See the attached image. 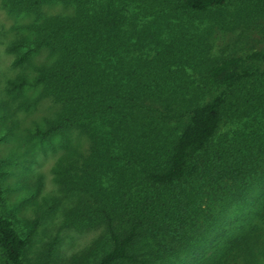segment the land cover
I'll use <instances>...</instances> for the list:
<instances>
[{
    "label": "rangeland",
    "instance_id": "obj_1",
    "mask_svg": "<svg viewBox=\"0 0 264 264\" xmlns=\"http://www.w3.org/2000/svg\"><path fill=\"white\" fill-rule=\"evenodd\" d=\"M78 5L110 17L112 26L105 35L108 53L101 64L124 85L121 95L126 94L129 102L123 104H135L134 121L140 115L139 125L128 124V129L135 128L136 135L141 136L137 148L141 157L139 163L133 162L128 195L135 194L141 171L152 165L147 160L151 158L145 156L157 149L151 141L155 139L160 147L168 148L192 106L219 93L221 87L210 83L212 67L228 57H245L255 50H264V14L255 19L234 14L238 8L236 0H228L223 7L203 14L140 19H134L132 11L124 9L117 0H47L38 13L11 7V0H0V213L26 240L23 264H94L108 249L102 224L79 228L64 224L67 213L81 197H89L87 192L69 189L74 170L81 167L80 156L89 148L88 137L73 130L68 134L67 147L60 135L45 139L37 134L38 128H45L47 120L56 116L60 106L32 83L38 74L36 67L50 64L54 56L47 48L34 49L29 25L45 16L72 14ZM113 37L119 42L111 43ZM26 51L28 54L23 56ZM244 64L250 71L264 72L260 62ZM163 73L169 78L171 89L160 95L155 85ZM19 77L25 82L14 84ZM262 120L259 111L247 109L243 103L227 106L203 157L207 158L205 154L216 141L221 145L240 144L243 154L235 161L234 180L223 177L225 170L220 166L218 179L206 172L193 179V188L189 186L191 194L186 201L189 207L193 203L200 208L199 223L204 215L215 213L218 226L203 243L201 252L189 255L184 264H202L210 258L212 264H247L245 254L236 249L238 245L246 246L244 242L252 245L259 263H264V187L255 188L262 178L264 163L256 158L257 153L243 160V155L248 156V144L257 141L255 146L264 145ZM104 128L99 146L102 153L106 149L111 165L98 181L107 188L103 191L110 192L117 187L118 169L127 159L123 158L121 147L129 132H121V139L113 140L111 125ZM143 139L146 144H142ZM136 140L137 137L130 144ZM73 146H77L76 152ZM73 151L80 154L74 165L69 164ZM244 164L246 168L242 169ZM208 167L212 168L210 164ZM242 187L245 192L236 196ZM226 188L229 194L223 200ZM163 236L162 244L176 247L173 236ZM170 259L179 264L176 255Z\"/></svg>",
    "mask_w": 264,
    "mask_h": 264
},
{
    "label": "trees",
    "instance_id": "obj_2",
    "mask_svg": "<svg viewBox=\"0 0 264 264\" xmlns=\"http://www.w3.org/2000/svg\"><path fill=\"white\" fill-rule=\"evenodd\" d=\"M45 1L11 0V7L38 13ZM117 1L124 9L132 11L134 19H140L148 16L170 18L181 14H203L211 8L223 7L228 0ZM236 1L238 8L234 14L244 15L246 19H255L264 14V0ZM110 26L112 22L108 15L82 5H78L72 14L45 16L29 25L33 31L34 49L47 48L54 56L50 64L36 67L38 74L32 83L40 86L42 95L51 96L60 106L56 116L47 120L45 128H38L37 134L45 139L60 135L63 145L67 147L70 143L68 134L73 130L85 134L89 139L87 153L80 156L79 152L75 153L77 146H73L75 155H69V164L74 165L78 155L81 159V167L74 170L72 187L69 189L87 192L89 197H81L67 213L64 224L76 228L103 225L108 249L94 264H175V260L170 259L173 255H176L179 264H184L189 255L196 256L201 252L203 243L212 232L217 231L218 226L215 213L204 215L199 223L200 208L193 203L189 207L186 201L191 194L189 186L193 188V179L202 177L206 172H211L213 179H218L220 166L225 170L223 177L227 175V178L234 180L235 161L243 154L240 144L233 142L221 145L216 141L211 151L205 154L210 158L204 160L203 151L211 143L227 106L233 102L243 103L247 109L259 111L263 117L260 131H264V72L250 71L244 64L247 61L264 64V50H255L245 57H228L212 67L210 83L221 87L219 93L204 103L192 106L168 148L160 147L155 139L151 141L157 149L154 148L156 151L153 154L146 153L145 156L151 158L147 160L152 165L141 171L140 181L135 182V194L128 195L126 190H130L131 186L127 182L131 178L133 162L139 163L141 157L137 149L141 136L136 135L138 130L135 128L128 129V124L139 125L140 115H137L139 120L134 121L132 108L135 104H123L129 102L126 94L121 95L124 85L119 79L112 78L101 64L108 53L105 35ZM113 42L118 43L119 40L113 37ZM27 54L28 51L23 56ZM164 73L155 85L158 90L156 93L160 95L171 89L169 78ZM23 82L25 79L19 77L13 83L21 85ZM118 114L121 116L117 117ZM104 125H111L113 140H120L121 132H129L124 140L126 144L121 147L124 150L123 158L127 159L118 169L117 190L112 189L110 192L103 191L107 188H102L98 181L106 172L105 168L109 169L111 165V157L107 156L106 149L102 153L99 146L105 132ZM135 137V144H130ZM257 137H261L260 133H257ZM257 139L259 141L260 138ZM256 143L253 141L247 145L248 156L243 155L244 161L257 153L256 158L259 157L264 163V145L255 146ZM142 144H146L144 139ZM209 164L212 168L208 167ZM243 168H246L245 164ZM126 172L127 176L124 177ZM262 178L257 181L255 188L264 187V172ZM244 192L245 188L242 187L236 196ZM223 193L225 200L229 194L227 188ZM201 226L204 227L202 230ZM164 234L177 240L176 247L162 244ZM244 244L247 245H238L236 249L245 254L247 264H264L259 263L252 245L247 242ZM25 247L26 240L18 234L11 220L0 213V264H23ZM212 261L210 258L202 264H212ZM213 264H223V261Z\"/></svg>",
    "mask_w": 264,
    "mask_h": 264
}]
</instances>
